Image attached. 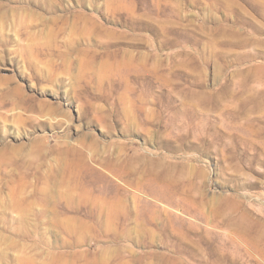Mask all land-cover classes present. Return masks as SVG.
Wrapping results in <instances>:
<instances>
[{
    "label": "rangeland",
    "instance_id": "rangeland-1",
    "mask_svg": "<svg viewBox=\"0 0 264 264\" xmlns=\"http://www.w3.org/2000/svg\"><path fill=\"white\" fill-rule=\"evenodd\" d=\"M0 264H264V0H0Z\"/></svg>",
    "mask_w": 264,
    "mask_h": 264
},
{
    "label": "bare ground",
    "instance_id": "bare-ground-1",
    "mask_svg": "<svg viewBox=\"0 0 264 264\" xmlns=\"http://www.w3.org/2000/svg\"><path fill=\"white\" fill-rule=\"evenodd\" d=\"M188 136H190V134L188 133ZM170 137H172V135L170 134ZM168 141H172L171 139H169ZM173 142V141H172ZM185 165V164H184ZM182 166V165H181ZM174 167L173 166H171V165H169V167H167V168H165L163 171H162V173H160V174H157V175H154V178L152 179V181L153 182H156V183H158L159 184V187L160 188H162V187H165V188H162L161 189V193H156L155 195H154V199H156V200H164L165 202H167L169 205L171 204V205H173V204H175V202H177V201H175L174 200V198H173V196L174 195H176V181L174 180L175 178H173L172 176H174V175H172V172H173V169ZM198 175V174H197ZM181 176V175H180ZM200 176V175H199ZM198 176V177H199ZM202 176V175H201ZM202 178V177H201ZM178 179V178H177ZM180 179V178H179ZM180 181H181V179H180ZM178 182V181H177ZM158 184H156V185H158ZM179 184V183H178ZM190 185H191V182H190ZM179 186V185H178ZM191 186H193V185H191ZM181 189V188H180ZM179 190V189H178ZM182 191V190H181ZM196 193V192H195ZM180 194V193H179ZM178 195V194H177ZM181 195H182V192H181ZM180 195V196H181ZM184 195H186L185 193H184ZM184 195H182V196H184ZM188 195V194H187ZM196 195H198V194H196ZM190 196H195V195H191L190 194ZM225 196V195H224ZM179 197V196H178ZM177 197V198H178ZM197 196H195V198H196ZM204 198V197H203ZM228 198V197H227ZM189 199V198H188ZM199 198H197L196 200H198ZM224 199H226V198H224ZM229 199V198H228ZM176 200H178V203H179V201H181L182 202V200H179V199H176ZM192 200V199H191ZM190 200V201H191ZM196 200H192V202H195ZM204 200V199H203ZM202 200V201H203ZM219 200H220V198H219ZM218 200V201H219ZM222 200V199H221ZM200 201V200H199ZM205 201V200H204ZM230 200H228V202H229ZM235 201V200H234ZM191 202V203H192ZM197 202V201H196ZM195 202V203H196ZM233 202V201H232ZM231 202V203H232ZM237 202V201H236ZM236 202H234L233 204H235ZM194 203V204H195ZM199 204L201 203V202H198ZM197 203V204H198ZM221 203V202H220ZM230 203V202H229ZM177 204V203H176ZM197 204H195V205H197ZM204 204V203H203ZM237 204V203H236ZM240 205H242L241 203H239ZM178 205V204H177ZM182 205V204H181ZM184 205V204H183ZM200 205H202V204H200ZM231 205V204H230ZM178 206H180V205H178ZM191 206H193L192 204H191ZM202 206H204V205H202ZM234 206V208H235V206L236 205H233ZM231 207V206H230ZM238 207L240 208L241 206H239L238 205ZM184 207H182V209H183ZM237 208V207H236ZM193 209H195V207H193ZM215 209V208H214ZM191 210V209H190ZM241 210V209H240ZM246 210H248V209H246ZM201 208H200V210H195V212H192V211H188V213L189 214H194V216H197V217H200L201 215H203V211H201ZM215 213V212H214ZM244 214L245 213H243L242 215H243V218L245 217L244 216ZM204 215H205V213H204ZM214 215V214H213ZM241 215V216H242ZM190 216H192V215H190ZM217 215L215 214V217H216ZM193 217V216H192ZM197 217H195V218H197ZM202 217V216H201ZM204 218V217H203ZM226 218H228L226 215H225V219ZM228 220V219H227ZM242 220V222H243V219H241ZM227 222V221H226ZM241 223V222H240ZM239 223V224H240ZM244 223H245V218H244ZM242 224V223H241ZM249 224V223H248ZM246 226H247V224H246ZM251 226V228H252V225H250ZM249 225L247 226V227H250ZM245 229V228H244ZM248 229H250V228H248ZM247 230V229H246ZM245 230V231H246ZM248 231V230H247ZM234 237V236H233Z\"/></svg>",
    "mask_w": 264,
    "mask_h": 264
}]
</instances>
